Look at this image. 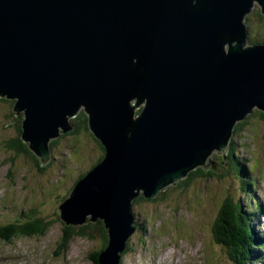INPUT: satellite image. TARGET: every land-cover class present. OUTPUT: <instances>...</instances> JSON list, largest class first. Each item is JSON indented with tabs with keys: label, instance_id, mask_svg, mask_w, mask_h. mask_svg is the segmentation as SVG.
<instances>
[{
	"label": "water",
	"instance_id": "water-1",
	"mask_svg": "<svg viewBox=\"0 0 264 264\" xmlns=\"http://www.w3.org/2000/svg\"><path fill=\"white\" fill-rule=\"evenodd\" d=\"M258 4L264 12V0H0V98L23 114L24 141L45 164L49 140L85 107L106 148L60 210L75 225L104 220L103 264H119L135 197L205 166L238 121L264 112V44L244 25Z\"/></svg>",
	"mask_w": 264,
	"mask_h": 264
},
{
	"label": "rangeland",
	"instance_id": "rangeland-1",
	"mask_svg": "<svg viewBox=\"0 0 264 264\" xmlns=\"http://www.w3.org/2000/svg\"><path fill=\"white\" fill-rule=\"evenodd\" d=\"M258 5L253 8L248 17L244 18V25L250 24L252 27L248 28V32L250 34L253 33L254 37L261 39L264 38V21L259 17L260 15L258 16L260 14V7ZM7 101L9 102H0V225L7 221V225L17 222L23 223V218L20 214L23 209L17 212L15 205L27 208L31 204L27 203L24 195L29 198V201L37 202V207L39 210L42 207L43 214L53 215L56 213L59 209L52 205L54 197L56 195L60 197L63 195L64 189L67 191L82 175L85 173L89 174L90 169L94 167L103 153L102 143L94 136L93 132L90 130V134V132L81 129V132L76 136L62 138L59 135L49 140V163L46 162L44 164L42 158L33 150H30L33 156L41 161L40 166L42 168L47 166L46 169L40 170L34 159L30 161L27 155L17 154L8 146L9 141L16 137L18 128L22 125L20 121L24 117L20 114L19 118L21 119H17L11 109L12 101ZM84 108L81 107V109ZM259 112L262 113V110ZM259 112L247 115L245 118L247 123L245 122L243 129L233 131V140L227 144V146L230 144L229 148L232 147V144L233 147L238 144L237 153L234 155L237 156L239 162L242 160V170L246 167L249 171H246L244 174L241 170V175L239 172L232 174L231 170L230 172L227 171L229 157L226 155H215L212 160L210 159L211 162L206 161L207 166L202 167L206 171L214 167L212 177L199 176L193 180L189 178L187 186L178 185L180 183L178 182L171 188L163 189L162 192H166L167 190V193L161 195V192L159 197L155 198L154 201L150 200L154 197H145L148 201L135 203V207L133 208L135 218H139L140 223L142 220L144 222L147 216L152 217V219L154 218V227H150L152 229V233L150 234L148 228L147 232L143 230L144 235L149 239L148 242L142 239L143 246L136 245L137 243L139 244L141 237V233H138L134 238L135 245L129 247L127 253L126 247H124L123 252L125 251L124 253L126 254L123 256V264L146 263L152 254H156L159 251L158 243L165 244L171 251L181 253H185L186 251L191 252L194 256L201 258L199 264L204 262L203 259L213 263L216 261L218 264H227L224 262L227 260L225 254H223L225 250L220 245L221 241L217 238L218 222L223 203L224 201L240 203L243 207V214L249 216V207H246V205L251 204L254 202V199L259 198L258 195L254 196L258 192V189H255L258 187L256 184L259 187L264 185V179L260 180L256 174H263L262 177H264V114L261 115ZM242 122L243 120H240L236 124ZM68 124L74 129L70 121H68ZM59 138H62V142L56 148L51 149L53 141ZM228 149L226 150L227 152H229ZM254 158L257 159V164H255ZM247 159L250 166L246 164ZM33 161L37 167L32 163ZM190 180L192 181L190 182ZM7 186L14 188L13 194L8 189H3ZM40 198H42V201L38 203V199L40 200ZM64 199L65 197L59 203ZM3 215H6L7 219L6 217L1 218ZM14 217L15 219L12 221ZM86 217L92 218V215L89 214ZM51 219L58 221L59 218L56 215ZM188 223H195V225L189 229ZM256 223L257 220L254 224L255 228H257ZM185 225L188 228L184 227ZM1 229L3 230L4 228L1 227ZM262 231L264 235V224ZM51 235L61 237V226L59 224L54 226L39 240L51 239ZM183 238L187 239V241H182ZM262 238V245H264V236ZM35 240L37 239L23 238L22 241L16 240L9 246L1 244L0 259L22 254L30 256L31 259L26 262L27 264H35V257L38 256L35 250L38 249V246L36 243L30 242ZM106 242L108 243V248L110 237H107L106 240L103 235L97 238L95 242L76 238L68 246V249L72 248L70 255L79 257L83 262L79 264H94L90 260L92 258L91 253L97 254L102 246L106 245ZM47 246L48 241L43 248ZM105 251L101 253L103 254ZM261 251L260 254L257 252L252 253V256L258 258V255H264V250ZM123 252L122 254H124ZM251 260L255 261V264L258 262L253 259ZM260 262L264 264V260Z\"/></svg>",
	"mask_w": 264,
	"mask_h": 264
},
{
	"label": "trees",
	"instance_id": "trees-1",
	"mask_svg": "<svg viewBox=\"0 0 264 264\" xmlns=\"http://www.w3.org/2000/svg\"><path fill=\"white\" fill-rule=\"evenodd\" d=\"M258 16L262 18V14H258ZM251 27L252 26L249 24L248 28H251ZM249 43L250 44H264V38L258 39L253 36V33L251 34L249 33ZM0 102H9V101H7L6 99L4 100L0 99ZM14 106H15V102L12 101L11 103L12 112L14 113L15 117H17V119H21L19 118L20 116L16 114ZM257 111L259 112L260 110H256L254 112H257ZM260 114L263 115V112ZM71 119L72 120L70 122L71 124H73L74 129L70 132L63 133V134H61L60 132V137L70 138L71 136H76L77 134L81 132V129H84L90 132L91 129H90V124H89V115L87 114V112H85L84 109L81 110L80 116L76 115L75 117ZM20 122L22 123V120ZM245 122L247 123V121ZM245 122L237 124L235 131H240L241 129H243ZM22 136H23V129L21 125L18 128V133L16 137L9 141V144H8L9 148L17 154L27 155L30 161L34 159L36 165L40 168V170L46 169L47 166H45L44 168L40 166L41 161H39L37 157L33 156V154L31 153L29 149V146L22 140ZM62 138H59L58 140L53 141V143L51 144V149L56 148L57 145L62 142ZM101 146H102L103 153H102L101 158L99 159L98 164L102 163L106 157V149L103 146V144H101ZM237 148H238V145H235L234 150H231V152L229 153V163L227 164V171L230 172L231 170L232 174H234V172L235 173L239 172V174L241 175V170H242L241 164L237 156L234 155L236 153L235 150ZM32 163H34V161ZM242 171L245 174V172L248 171V169L245 168ZM213 173H214V167H212L211 170H208V171H206L205 168H199L195 170L194 172H192L189 175V178L193 179L194 177H199V176H211L213 175ZM83 176L86 177L87 175L84 174ZM189 178L187 177V179L184 182L187 181V184H188ZM178 185H183V182H180ZM166 193H167V190L166 192H162L161 195H165ZM150 200L154 201V199H150ZM142 201H148V199H146L144 196H140L139 198L135 200L134 203L137 204ZM223 204L224 205L221 210V216L218 222L219 228L217 230V238L218 240L221 241V243L225 242V244L229 245L230 255L232 256L234 260L239 262V261L244 260L246 255H248L247 249L251 247L253 230H251V228H249L248 226L247 218L243 214L244 213L242 210L243 207L240 203H232L231 201H226V202L224 201ZM57 215L59 219L58 221H55V219H51L54 217L53 215L49 214L47 216V214H43L42 209L41 210L35 209L34 212H31L29 215L26 216L27 218L26 222H23V223L18 222L15 226L13 227L8 226V228H4L3 230L0 228V240L3 241L1 238L11 240L14 237H34V236L40 237L43 234H45L49 229H51L52 226H56L57 224H59L61 226V233H62L61 242H60L59 251H58L60 253V252H64L67 246L70 245L71 242H73L75 238H83L86 241L95 242L97 238H99L100 236L102 237V235L103 237L106 238V240H107V237H109V234L105 228L104 222L101 220H99L98 222H92L91 218H87L88 220L86 219L85 224L79 225V226L75 224H71L72 225L71 226L67 222L66 223L63 222L59 214ZM139 225H140L139 218H135V222L131 225V227L132 229H139ZM132 243H133L132 239L126 242L125 244L126 253L128 252V249L129 247H131ZM107 246H108V243L106 242V245H103L101 250L98 251L97 254L91 253L92 258H90V260L94 264H103L100 258L102 254L101 252L105 251L107 249ZM126 253L121 254L119 256L120 257L119 263L123 264L122 263V261L124 260L123 256Z\"/></svg>",
	"mask_w": 264,
	"mask_h": 264
},
{
	"label": "bare ground",
	"instance_id": "bare-ground-1",
	"mask_svg": "<svg viewBox=\"0 0 264 264\" xmlns=\"http://www.w3.org/2000/svg\"><path fill=\"white\" fill-rule=\"evenodd\" d=\"M260 14H263V13H261L260 12ZM81 110L82 109H80L79 110V112L76 114L77 116H80L79 114H80V112H81ZM256 110H260V109H258V108H253V110H252V113L254 112V111H256ZM263 112V111H262ZM263 114H264V112H263ZM75 115V116H76ZM89 115V114H88ZM75 116H72V117H70V120H72L71 118H73V117H75ZM243 120V122H245V118L244 119H242ZM23 121H24V118H23V120H22V124H23ZM237 125V124H236ZM22 129H23V127H22ZM233 131H235V128H234V130ZM245 131V130H244ZM24 133V132H23ZM233 137H232V135H231V137H230V140H229V142L231 141V140H233L232 139ZM22 140L24 141V139L22 138ZM25 142V141H24ZM26 143V142H25ZM232 144V143H231ZM230 145V144H229ZM229 145L227 146V148L225 149V152L224 151H221V150H215L214 152H212L208 157H207V159H206V161H210L211 162V160L213 159V156H215V155H226L227 157H229V153L231 152V150H234L233 148V145H232V147L231 148H229ZM236 145H238V144H236ZM235 146V145H234ZM229 148V149H228ZM228 149V151L229 152H227L226 150ZM235 152L237 153V150H235ZM218 153V154H217ZM211 159V160H210ZM98 162H99V160H98ZM98 162L95 164L96 165V167L99 165L98 164ZM49 163V162H48ZM247 163V162H246ZM246 168V167H245ZM248 169V168H247ZM249 171V170H248ZM85 175H87V173H85ZM82 177H84L83 175L79 178V180L75 183H73L72 184V186L70 187V189L73 191L74 189H75V187L78 185V183L83 179ZM183 178H185V179H187V177H186V175H185V177L183 176ZM180 180L181 179H179V180H176L175 182H173L172 184H170V185H168L165 189H167V188H171L174 184H176V183H178V182H180ZM252 182V181H251ZM251 185H252V183H251ZM163 190V189H162ZM162 190L159 192V194L156 196V197H154L153 199L155 200V198L157 199L158 197H159V195H160V193L162 192ZM164 192V191H163ZM141 195H139V196H137V197H135V199L134 200H132L131 201V215H132V218L134 219V217H135V215H134V212H133V208L135 207V200L137 199V198H139ZM142 196H144V195H142ZM145 197V196H144ZM58 198V195H56L55 197H54V200L53 201H55L56 199ZM68 198V197H67ZM63 199V195H61L60 197H59V201L60 200H62ZM66 199V198H65ZM38 203H40L41 201H42V198H40V200L38 199ZM52 201V202H53ZM34 202V204H36L35 203V201H33ZM37 205V204H36ZM87 218V217H86ZM154 219V218H153ZM88 220V219H87ZM134 222H135V219L133 220ZM154 225V221H153V223H152V225L151 226H153ZM72 226V225H71ZM2 226L0 225V228H1ZM142 227H144V228H146V226H145V224H143L142 226H140L139 225V229H140V233H141V236L143 237V238H145L146 236L144 235V233H143V230H142ZM154 227V226H153ZM146 232H147V229L145 230ZM147 236H148V234H147ZM264 236V235H263ZM1 241V240H0ZM1 242H3L4 243V241H1ZM252 247H254V248H257V245H254L253 244V240H251V247L250 248H252ZM262 249H260V251H261ZM262 252V251H261ZM251 259H253V260H256V261H258V262H260V261H262V260H260V259H258V258H254V257H251Z\"/></svg>",
	"mask_w": 264,
	"mask_h": 264
},
{
	"label": "clouds",
	"instance_id": "clouds-1",
	"mask_svg": "<svg viewBox=\"0 0 264 264\" xmlns=\"http://www.w3.org/2000/svg\"><path fill=\"white\" fill-rule=\"evenodd\" d=\"M261 13H263V12H261ZM262 15H264V13H263ZM247 27H248V25H247ZM84 110H85V108H84ZM70 121H71V120H70Z\"/></svg>",
	"mask_w": 264,
	"mask_h": 264
},
{
	"label": "flooded vegetation",
	"instance_id": "flooded-vegetation-1",
	"mask_svg": "<svg viewBox=\"0 0 264 264\" xmlns=\"http://www.w3.org/2000/svg\"><path fill=\"white\" fill-rule=\"evenodd\" d=\"M263 21H264V17H262Z\"/></svg>",
	"mask_w": 264,
	"mask_h": 264
}]
</instances>
